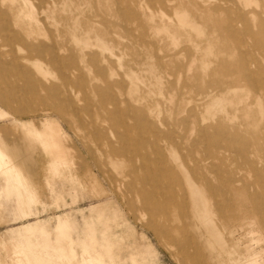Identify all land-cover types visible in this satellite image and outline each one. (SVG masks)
Masks as SVG:
<instances>
[{"label": "rangeland", "instance_id": "1", "mask_svg": "<svg viewBox=\"0 0 264 264\" xmlns=\"http://www.w3.org/2000/svg\"><path fill=\"white\" fill-rule=\"evenodd\" d=\"M0 27V264H264V0H0Z\"/></svg>", "mask_w": 264, "mask_h": 264}, {"label": "bare ground", "instance_id": "2", "mask_svg": "<svg viewBox=\"0 0 264 264\" xmlns=\"http://www.w3.org/2000/svg\"><path fill=\"white\" fill-rule=\"evenodd\" d=\"M44 4H45V2H44ZM177 17V16H176ZM180 20H181V22H186L187 21V18L185 17V16H180ZM4 31V29L2 28V27H0V37H1V35H2V32ZM8 37V36H7ZM9 39V41H11V40H15L16 38H17V35H11V37H8ZM2 47H6V44H2L1 45ZM94 47V46H93ZM3 52H1V50H0V54H2ZM31 59H29L28 61H30ZM52 61L54 62V63H56V62H59V68H60V70L61 71H63V69H64V64H63V62H62V59H61V57H59L57 54H55L53 57H52ZM22 66V65H21ZM19 67V66H18ZM78 67V66H77ZM244 67H245V65H244ZM21 68V67H20ZM80 68V67H79ZM19 69V68H18ZM36 69H37V71L44 77V78H48V75H49V71H48V69H46V68H43V67H40V66H36ZM255 72H257V71H255ZM75 74H76V72H75ZM71 75V73H67V76H70ZM248 76L250 77V79L254 82V83H257L258 82V80L255 78V77H253V75L251 74V72L250 73H248ZM261 81V80H260ZM255 87V86H254ZM261 104V103H260ZM262 105V104H261ZM219 128L220 129H222V127L221 126H219ZM127 136H129L128 135V133L127 134H125V135H122V137L121 138H125V137H127ZM202 136V135H201ZM204 138V137H203ZM159 143V142H158ZM212 144H214L213 142H212ZM168 145V144H167ZM231 149H233V147L231 146V145H228V144H226V145H224V146H222L221 148H219L218 150H217V155H216V157L218 158V159H221V158H226V155L229 153V151H231ZM8 153H6L5 151H2L1 149H0V166L1 165H5L6 164V161H5V156L7 155ZM211 156H206V157H204V158H202L201 160H199L198 162L199 163H204L205 161H207L209 158H210ZM264 162V161H263ZM251 163V165H252V170L254 171V173L256 174V177H257V181L258 182H261V181H264V169H260L259 167H258V164L260 163V162H256V161H252V162H250ZM182 164L183 165H187L186 164V161H183L182 160ZM186 169H187V172L188 173H192V174H194V171L192 170V169H190L188 166H186ZM22 177H21V175H18V184L20 185V190H19V192H20V195H21V203H22V205L23 206H26V204L29 202V200H31V198H32V196L30 197L27 193H25L24 192V185H23V183H22ZM234 180L233 179V176H230V177H227V178H225V180ZM162 180V179H161ZM179 180V179H178ZM160 181V180H159ZM214 188V187H213ZM175 193H177V191H174ZM32 195H34V192L32 193ZM142 195H143V199H144V203L145 204H147V206H150V204H151V196H150V194H149V192L147 191V190H144L143 191V193H142ZM176 195V194H175ZM155 197V196H154ZM175 198V197H174ZM176 198H178V197H176ZM152 201H153V199H152ZM177 203V202H176ZM174 204H175V201H174ZM261 211V210H260Z\"/></svg>", "mask_w": 264, "mask_h": 264}]
</instances>
